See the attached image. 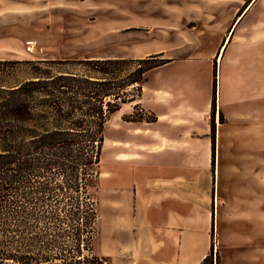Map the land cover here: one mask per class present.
I'll return each mask as SVG.
<instances>
[{
	"label": "rangeland",
	"instance_id": "1",
	"mask_svg": "<svg viewBox=\"0 0 264 264\" xmlns=\"http://www.w3.org/2000/svg\"><path fill=\"white\" fill-rule=\"evenodd\" d=\"M15 2L23 4L17 11L0 12V56L6 58L71 60L121 56L138 59L164 51L161 53L165 59L195 61L216 58L224 41L231 37L225 63L233 57V71L226 70L227 74L221 70V78L220 72L216 75L214 111L211 99V110L202 114L211 132L213 125L214 130L221 125L220 146L226 156L218 157L215 153L213 169L216 179L219 165L223 187L227 184L231 187L221 194L227 201L219 210L214 207L215 252L220 256V264H228L234 255L249 246L253 252L247 260L259 261V247L264 246V0ZM240 17L242 20L236 25ZM130 25L133 27L121 29ZM215 64L220 71L219 60ZM187 67L177 64L153 72L146 83V97L153 98L151 90L160 79ZM195 69L199 71L198 66ZM222 86L226 95H221L220 100ZM133 105L123 106L105 127L106 143L98 182L100 236L95 244V253L99 256L115 248L109 229L112 212L120 201L114 200L116 194L107 188L122 172L125 159L118 150L122 145L112 137L125 124L123 117L133 111ZM245 134L251 137L246 149L241 143ZM244 185L251 186L250 207L244 202ZM245 234L251 238H244ZM219 237L223 244L218 243Z\"/></svg>",
	"mask_w": 264,
	"mask_h": 264
},
{
	"label": "trees",
	"instance_id": "2",
	"mask_svg": "<svg viewBox=\"0 0 264 264\" xmlns=\"http://www.w3.org/2000/svg\"><path fill=\"white\" fill-rule=\"evenodd\" d=\"M173 61L0 60V264H113L95 253L105 127ZM123 120L158 117L135 104ZM200 264H220L215 244Z\"/></svg>",
	"mask_w": 264,
	"mask_h": 264
},
{
	"label": "crops",
	"instance_id": "3",
	"mask_svg": "<svg viewBox=\"0 0 264 264\" xmlns=\"http://www.w3.org/2000/svg\"><path fill=\"white\" fill-rule=\"evenodd\" d=\"M21 5L15 0H0V12H15ZM248 11L249 8L246 15ZM228 39L222 45L225 47L223 53L221 46L216 58L174 60L162 67L188 66L160 79L151 90L153 98L146 97L145 84L143 96L134 103L155 113L158 121L151 124L125 122L115 131L119 136L115 134L112 139L122 145L118 150L125 160L122 172L107 188L116 194L114 200L120 201L114 205L109 229L115 248L103 253L113 264H200L211 253L215 244L212 235L216 222L214 207L219 210V206L227 201L222 193L231 187L228 184L223 187L219 165L216 179L213 169L215 153L218 157L226 156L220 146L223 141L221 125L215 129L213 149V132L202 114L211 110V99L213 111L216 75L220 72L221 78V70L227 74L226 70L233 71L234 58L229 57L225 63L231 37ZM161 52L164 51L151 54ZM90 58L130 59L121 56ZM216 59L220 62V71ZM0 60L23 59L0 56ZM197 66L199 71L195 69ZM226 66L228 69H223ZM220 92L219 97L226 95L224 86ZM250 138L245 134L241 141L245 149ZM129 158L131 161L127 160ZM242 189L244 202L247 201L250 207L251 186L244 185ZM243 237L251 238L248 234ZM217 240L219 244L224 243L221 237ZM249 248L239 251L228 264H264V246L259 247L257 262L247 260L253 252Z\"/></svg>",
	"mask_w": 264,
	"mask_h": 264
},
{
	"label": "bare ground",
	"instance_id": "4",
	"mask_svg": "<svg viewBox=\"0 0 264 264\" xmlns=\"http://www.w3.org/2000/svg\"><path fill=\"white\" fill-rule=\"evenodd\" d=\"M241 20H242V17H240V18H239V21L237 22V24H238V23H239ZM237 24H236V25H237ZM227 41H229V39H228V38H227ZM224 48H225V47H223V46H222V51H221V53H223V51H224Z\"/></svg>",
	"mask_w": 264,
	"mask_h": 264
}]
</instances>
